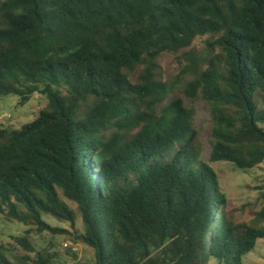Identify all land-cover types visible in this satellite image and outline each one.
Returning a JSON list of instances; mask_svg holds the SVG:
<instances>
[{
	"label": "trees",
	"instance_id": "1",
	"mask_svg": "<svg viewBox=\"0 0 264 264\" xmlns=\"http://www.w3.org/2000/svg\"><path fill=\"white\" fill-rule=\"evenodd\" d=\"M204 37L181 89L209 108L208 159L158 64ZM35 93L36 120L0 124L1 213L68 234L44 220L76 227L62 194L94 264H244L264 239V206L235 222L212 166L264 164V0H0V97ZM17 241L36 256L0 264H63Z\"/></svg>",
	"mask_w": 264,
	"mask_h": 264
},
{
	"label": "rangeland",
	"instance_id": "2",
	"mask_svg": "<svg viewBox=\"0 0 264 264\" xmlns=\"http://www.w3.org/2000/svg\"><path fill=\"white\" fill-rule=\"evenodd\" d=\"M207 37L198 38L193 45L179 53L164 54L158 61L164 80L174 84L175 93L165 103L181 98L186 106L195 111V128L199 132L198 141L204 159H208L212 149V119L209 108L201 99L188 98L182 85L193 80V76L182 75V69L187 65V55H205L207 53ZM48 106L46 96L35 93L31 100L21 106L17 96L0 97V124L8 129H21L37 119L40 112ZM219 176L220 185L228 198V213L237 223H250L255 214L264 206V164L254 169L239 170L233 164L220 162L212 164ZM61 199L76 213V227L59 221L51 216H44L45 222L52 228L67 230L68 234H52L41 232L36 226L21 223L11 218L7 213L0 212V246L5 253L14 259L29 254L20 246L17 239L27 238L37 251L47 250L57 254V261L63 264H94V251L82 243H75L73 234L84 232L81 213L77 204L69 201L61 194ZM264 226V224L262 225ZM244 264H264V239L259 240L253 252L244 258Z\"/></svg>",
	"mask_w": 264,
	"mask_h": 264
}]
</instances>
